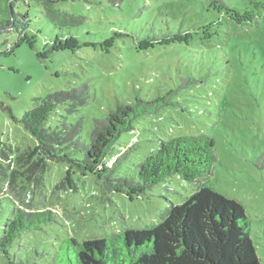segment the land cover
Listing matches in <instances>:
<instances>
[{
	"label": "rangeland",
	"instance_id": "rangeland-1",
	"mask_svg": "<svg viewBox=\"0 0 264 264\" xmlns=\"http://www.w3.org/2000/svg\"><path fill=\"white\" fill-rule=\"evenodd\" d=\"M43 1L68 22L54 27L43 18L45 7L32 2L35 51L23 43L1 53L16 35H0V199L29 211L51 210L62 226L23 235L20 248L16 243L9 253L0 250V264H17L18 256L24 264H45L41 255L51 251L55 236L102 238L156 224L170 204L184 202L203 181L242 205L264 264V0ZM15 9L25 12L22 0ZM8 15L7 1L0 0V24ZM56 37L60 48H74L39 58L37 51ZM182 79L191 83L172 96L178 104L139 118L136 129L122 135L120 145L135 147L120 172L136 176V163L159 139L208 134L216 162L212 174L196 183L173 176L142 194L107 190L96 171L48 159L16 119L37 97L88 80L90 99L80 110L85 137L93 119L116 101L153 99ZM8 214L0 208V226Z\"/></svg>",
	"mask_w": 264,
	"mask_h": 264
},
{
	"label": "trees",
	"instance_id": "trees-1",
	"mask_svg": "<svg viewBox=\"0 0 264 264\" xmlns=\"http://www.w3.org/2000/svg\"><path fill=\"white\" fill-rule=\"evenodd\" d=\"M6 1L9 15L0 24V35L15 34L16 42L1 53L9 54L23 43L36 50L39 31L30 30L32 2L45 7L47 13L42 14L43 18L54 27L60 29L68 22L66 15L61 16L52 3L22 0L25 12L19 13L15 8L20 0ZM2 29L10 30L2 32ZM58 40L56 37L47 50L37 51L38 57L74 48L71 44L60 48L56 45ZM190 83L182 79L175 90L170 89L153 99L144 100L135 95L132 103L116 101L103 116L93 119L85 137L80 110L88 106L90 99L88 80L37 97V104L16 119L42 146L48 159L96 171L107 190L142 194L173 176L196 183L212 174L216 162L215 140L208 134L159 139L136 163V176L120 172L135 147L127 149L120 145L122 135L134 131L139 118L156 114L167 105L178 104L173 102L172 96ZM8 112L11 116L10 110ZM75 113L76 120H68ZM13 205L7 198L0 199V208L9 209L0 226L3 252L9 253L16 243L20 248L23 235L57 231L62 226L58 214L51 210L29 211V208ZM249 231L250 223L242 205L220 195L203 181L184 202L170 204L156 224L125 229L102 238L78 240L67 235L55 236L51 251H43L41 256L45 264H260ZM13 256H17L16 251ZM16 260L17 264H24L19 256ZM28 262L26 259V264Z\"/></svg>",
	"mask_w": 264,
	"mask_h": 264
}]
</instances>
